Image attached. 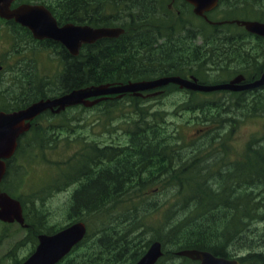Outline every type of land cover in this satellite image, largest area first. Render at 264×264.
Returning a JSON list of instances; mask_svg holds the SVG:
<instances>
[{"label":"trees","instance_id":"16d2710c","mask_svg":"<svg viewBox=\"0 0 264 264\" xmlns=\"http://www.w3.org/2000/svg\"><path fill=\"white\" fill-rule=\"evenodd\" d=\"M171 2L43 1L59 24L73 22L93 27H122L125 32L118 38L84 45L78 56H72L60 43L36 41L59 57L62 72L50 86L48 81V90L42 81L35 85L37 76L33 72L19 75L17 82H13L16 88L7 86L4 92L0 90V110H17L37 100L92 85L152 80L166 75L184 76L192 71L190 66L193 63L204 66L211 62L210 67L215 70L222 65L233 67L240 64L243 68L235 67L239 69L237 72H243L248 78L260 77L264 69V63L260 62L264 38L234 24H209L196 17L192 7L181 0H176L170 9ZM224 6L227 8H224V15L215 17ZM188 8L191 9L190 14H186ZM256 8L263 9L264 0H220L218 8L208 13V17L213 21L239 18L264 22V17L250 14L257 12ZM0 22L11 27L16 45L27 38L35 41L27 28L1 18ZM198 39L202 40L201 45L196 44ZM198 77L202 83L211 84L208 74L202 76L199 73ZM172 86L163 89L178 90L177 86ZM253 93L256 97L247 104L242 101L250 94L230 93L237 98L233 103L237 105L236 109L240 108L242 115H246L247 110L253 114L264 110V88ZM190 94L193 96L179 107H186L189 111L196 107L207 109V103L211 102L216 109L222 107V104L215 105L216 101L195 97L209 94ZM126 100H130L133 107L131 116L127 113L123 119V123L133 125L128 130L129 142L123 146L87 144L85 152L78 155V161L70 166L69 171L59 178L55 176L52 181L54 185L58 182L79 184L72 196L71 223L84 221L88 226H94L59 264H127L128 261V264H135L155 240L161 241L164 247V256L157 264H198L178 255L182 250L192 249L209 251L225 258L236 257L241 264H264V144H260L261 141L255 137L240 158L230 163L227 169L212 172L208 166H200L193 160L195 154L182 159L177 130L170 134L161 114L151 113L143 105L147 100L132 96L124 99L114 97L82 109H95L108 116ZM71 109L74 108L61 115ZM228 110L229 107L225 111ZM218 114L212 113L214 122L233 120L222 119ZM55 117L57 115L46 112L33 121L36 127L33 126L31 132L39 134V137L36 136L38 149H44L56 140L53 135L56 127L40 128L37 123L44 119L52 123ZM69 122H72L71 119L62 121L64 127L70 125ZM12 165L6 175L8 179L13 175ZM58 166L61 168L62 164ZM159 184L167 186L166 200L171 199L165 208L160 200L137 201L147 197L143 193L132 192L134 189H151ZM3 188L8 191L5 184ZM116 203H132V208L125 211L127 217H119L115 209L108 208ZM84 215L100 217V221L91 224ZM149 232L151 239L144 238ZM23 260H16L15 264H21Z\"/></svg>","mask_w":264,"mask_h":264},{"label":"rangeland","instance_id":"374dc122","mask_svg":"<svg viewBox=\"0 0 264 264\" xmlns=\"http://www.w3.org/2000/svg\"><path fill=\"white\" fill-rule=\"evenodd\" d=\"M24 1L39 4L41 1L49 0H22L21 2ZM224 8L225 6L215 15L222 17L224 10L227 9ZM190 10L188 8L186 14H190ZM256 11L250 14L264 17V8H256ZM238 17L242 16L238 15ZM192 19L195 22V18ZM200 43L201 41L198 39L196 44ZM255 47H257L256 43ZM224 61L227 60L224 59ZM260 62L264 63V52L261 53ZM197 65L199 64H195L192 70L197 73L201 72L202 76L208 73L211 77L208 80L211 81H216L228 75L232 77L235 75L233 74L236 71L235 67L241 70L243 68L240 64L233 67L222 65L218 68V71L207 69V65L200 69ZM0 67H3V70L0 71V90L3 92L7 86L16 88L13 83L14 80L16 81V78L19 75L21 77L25 72H33L37 76L35 85L37 86L38 82L42 81L47 86L45 89L48 90L51 83L56 81L57 76L62 72L60 59L51 49H46L28 38L25 42L21 40L16 45V38L11 27L2 22H0ZM48 81L50 82L49 86ZM192 96V94L178 92L174 88H170L163 95L147 99L143 104L151 113L162 112L163 124L168 126L170 134L177 130L182 159H188L195 154L194 157L198 160L196 158L193 160L197 161L200 166H208L212 172H215L219 169H227L230 163L235 162V159L238 160L245 151L247 144L255 137L261 141L260 144H264V110L254 115L247 110L248 114L242 115L239 111L240 108L239 110L236 109L237 105L233 103L237 98L227 93L195 96L196 98L216 101L215 105L222 104L221 108L216 109L213 106L214 102H211L213 105L209 103V108L206 110L195 108L189 111L183 109L182 106L179 108L183 102L189 100ZM255 97L254 94L245 96V101H242V103L247 104ZM129 101L126 100L123 104H120L108 116H105L102 112V114L99 113L95 109L87 111L81 107L71 109L65 115H57L52 119V123H49L47 119H44L45 121L39 120L41 122L37 124L40 128L56 127L53 132L56 140L51 145L45 146L44 149L37 148L38 140L36 136L39 137L38 132L33 131L25 138L27 145L34 144L36 146L33 150L23 149L18 154L13 175L9 177L8 183L15 188L16 196L25 200L28 215H37L40 218L41 224H38L39 227L42 225L43 227L57 229L73 221L70 216L73 214L72 196L79 184L67 185L66 182H62L57 188H50L52 190L49 187L55 176L59 178L63 173L69 171L71 165L78 161V155L85 152L87 144L96 143L97 147L101 144L106 146L122 144L123 146L129 142L128 130L133 125L123 123L125 115L129 113V116H131L133 110ZM225 107H229V110L225 111ZM212 113L214 115L219 113L222 119L227 117L233 118V120L232 122L225 120L217 123L213 121ZM64 119H71L72 122L64 127L62 123ZM181 162L182 160L179 163ZM59 164H62L61 168H59ZM21 177L23 180L18 183L17 180ZM161 179H164V177H161ZM44 187L47 189L40 191ZM132 192L143 193L142 195L147 197L140 198L137 201L142 199L147 202L160 200L164 202V208L167 202H171V199L166 200L168 193L165 185L161 186L159 184L151 189H142V191L134 189ZM36 194L39 197L35 196ZM120 202H122V198H120ZM108 208L115 209L119 217H127L125 211L132 208V203H116ZM84 218L91 224L100 221V217L94 218L92 215H84ZM152 220L155 221V219ZM92 226L87 224L88 230ZM23 234L24 231L18 226L7 227L0 223V264H14L16 260L23 259L33 249L31 240L20 243L24 239ZM151 237L152 234L150 233L144 236L146 239H151ZM95 238H97V235Z\"/></svg>","mask_w":264,"mask_h":264},{"label":"water","instance_id":"95a60500","mask_svg":"<svg viewBox=\"0 0 264 264\" xmlns=\"http://www.w3.org/2000/svg\"><path fill=\"white\" fill-rule=\"evenodd\" d=\"M15 0H0V17L14 20L28 28L36 39H51L60 42L72 55L77 56L83 44H93L100 39L116 38L124 33L122 28H93L88 25L67 23L59 26L51 12L43 5L21 4L12 8ZM193 5L194 13L206 16L205 12L213 10L219 0H185ZM244 27L248 32L264 37V23L252 20L223 21ZM1 69V68H0ZM245 77L240 74L227 83L218 85L199 84L194 77L185 79L180 76H164L153 80L129 81L128 83H108L92 85L63 95L40 99L25 108L12 112L0 111V185L6 174V160L10 159L17 148L18 140L27 132L39 115L46 111L61 113L69 107L83 105L91 107L111 95L122 97L125 93L141 95L142 91L167 86L171 83L195 91H243L264 86V72L258 80L243 84ZM94 99V100H93ZM0 220L8 223H24L21 203L0 186ZM87 234V225L78 221L52 235H40L35 252L22 264H57L79 244ZM164 255L160 241H154L147 252L136 264H156ZM180 256L199 261V264H241L236 259L218 257L208 251L182 250Z\"/></svg>","mask_w":264,"mask_h":264},{"label":"flooded vegetation","instance_id":"af4514ba","mask_svg":"<svg viewBox=\"0 0 264 264\" xmlns=\"http://www.w3.org/2000/svg\"><path fill=\"white\" fill-rule=\"evenodd\" d=\"M20 149H21V144L18 145L17 154H18ZM29 149L26 148V150H29ZM17 154L14 155L12 159L8 160V166L9 167H11V164L15 163V161L17 160V158H18ZM23 217H24V224H20L17 221H15L13 223H5V222L0 221V223L4 226H7V227L12 226V225L18 226L20 229H22L24 231V234H23L24 239L20 243L22 244L27 240H31L33 247H35V246L37 247V245H38L37 241H39V239H40L39 236L43 235V234L50 233L51 232L50 230L52 229V227L47 228V227H45V226L43 227L41 225L40 227H42V228H40L38 226V224H41L40 218L37 215H34V216L28 215L25 207H23Z\"/></svg>","mask_w":264,"mask_h":264},{"label":"bare ground","instance_id":"6f19581e","mask_svg":"<svg viewBox=\"0 0 264 264\" xmlns=\"http://www.w3.org/2000/svg\"><path fill=\"white\" fill-rule=\"evenodd\" d=\"M132 24V23H131ZM244 36V35H243ZM237 37V36H236ZM245 37V36H244ZM234 41V40H233ZM240 41V40H239ZM225 42V41H224ZM234 45V44H233ZM230 48V47H229ZM196 55V54H195ZM255 55V54H254ZM244 56V55H243ZM247 57V56H246ZM255 58V57H254ZM201 59V58H200ZM256 59V58H255ZM134 60V59H133ZM254 61V60H253ZM168 62V61H167ZM248 62V61H247ZM258 64V63H257ZM132 65V64H131ZM205 65V64H204ZM254 65V64H253ZM135 66V65H134ZM174 66V65H173ZM132 67V66H131ZM199 67V66H198ZM135 68V67H134ZM251 68V67H249ZM256 68V67H255ZM262 70V68H261ZM148 72V71H147ZM105 78V77H104ZM173 87V86H172ZM254 94V93H253ZM239 96V95H238ZM159 99V98H158ZM241 103V102H240ZM230 107V106H229ZM226 108V107H225ZM176 110V109H175ZM236 110V109H235ZM224 111V110H223ZM147 112V111H146ZM222 113V112H221ZM157 114V113H156ZM165 114V113H164ZM168 114V113H167ZM248 114V113H247ZM124 115V114H123ZM158 115V114H157ZM219 115V114H218ZM254 115V114H253ZM154 117V116H153ZM259 117V116H258ZM130 118V117H129ZM227 118V117H226ZM115 119V118H114ZM153 120V119H152ZM231 120V119H230ZM163 121V120H162ZM144 122V121H143ZM140 123V122H139ZM160 123V122H159ZM213 123V122H212ZM220 123V122H219ZM234 123V122H233ZM236 123V122H235ZM221 125V124H220ZM210 126V125H209ZM155 128V127H154ZM145 129V128H144ZM208 132V131H207ZM212 132V131H211ZM231 132V131H230ZM173 133V132H172ZM145 134V133H144ZM214 134V133H213ZM225 135V134H224ZM147 138V137H146ZM211 139V138H210ZM212 143V142H211ZM261 143V142H260ZM210 144V143H209ZM211 147V146H210ZM96 149V147H95ZM171 149V148H170ZM223 149V148H222ZM153 150V149H151ZM157 150V149H156ZM221 152V151H220ZM129 153V152H128ZM159 154V153H158ZM167 154V153H166ZM170 155V154H169ZM153 156V155H152ZM168 156V155H167ZM162 163V162H161ZM133 164V163H132ZM122 167V166H121ZM248 168V167H247ZM108 170V169H107ZM116 171V170H115ZM151 171V170H150ZM95 173V172H94ZM166 173V172H165ZM113 174V173H112ZM109 175V174H108ZM173 175V174H172ZM212 177V176H211ZM99 179V178H98ZM262 179V178H261ZM129 180V179H128ZM264 180V179H263ZM117 182V181H116ZM140 186V185H139ZM225 186V185H223ZM120 190V189H119ZM118 197V196H117ZM204 203V202H203ZM163 206V205H162ZM181 210V209H179ZM134 211V210H133ZM135 217V216H134ZM173 217V216H172ZM117 218V217H116ZM138 218V217H137ZM135 219V218H134ZM142 227V226H141ZM146 231V230H145ZM150 233V232H149ZM112 242V241H111ZM128 244V243H127ZM134 249V247H133ZM105 254V253H104ZM117 254V253H116ZM114 256V255H113ZM116 257V256H115Z\"/></svg>","mask_w":264,"mask_h":264}]
</instances>
